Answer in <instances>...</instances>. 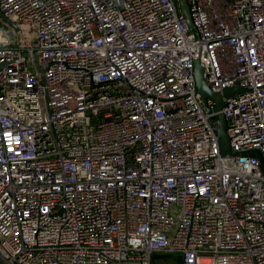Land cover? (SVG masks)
Segmentation results:
<instances>
[{
	"label": "built area",
	"instance_id": "built-area-1",
	"mask_svg": "<svg viewBox=\"0 0 264 264\" xmlns=\"http://www.w3.org/2000/svg\"><path fill=\"white\" fill-rule=\"evenodd\" d=\"M186 3L0 0V264H264V0Z\"/></svg>",
	"mask_w": 264,
	"mask_h": 264
},
{
	"label": "water",
	"instance_id": "water-1",
	"mask_svg": "<svg viewBox=\"0 0 264 264\" xmlns=\"http://www.w3.org/2000/svg\"><path fill=\"white\" fill-rule=\"evenodd\" d=\"M174 1L178 5L182 13V16L186 22L187 27L189 29H193V24L190 19L186 0H174ZM194 72H195L194 78H195V84H196V91L200 97L202 104L205 106L207 99H210L213 102L212 109H207V112L215 113L214 120L216 121L217 125L214 128V132L216 136L218 137L220 154L221 156H226V155L234 156L235 154L232 153L230 146H229L228 136L225 133L226 119L222 112L223 100L226 98L233 97L235 95H240L243 91L239 87L234 86V87L225 88L221 92H217V93L212 92L206 84V81L203 75V67L200 65L199 61L195 62ZM256 156L259 159V163H260V166L264 174L263 161L257 152H256Z\"/></svg>",
	"mask_w": 264,
	"mask_h": 264
},
{
	"label": "crops",
	"instance_id": "crops-1",
	"mask_svg": "<svg viewBox=\"0 0 264 264\" xmlns=\"http://www.w3.org/2000/svg\"><path fill=\"white\" fill-rule=\"evenodd\" d=\"M154 254H152V256H151V262H150V264H152V263H154V264H157L158 263L159 264V262L160 263H163V264H166V262H168L167 260H169V258H176L178 264H180L181 258H180L179 255L178 256L177 255L175 256V255H154ZM165 257H167V259ZM156 258H159V261L158 262L156 261ZM152 259H153V261H152Z\"/></svg>",
	"mask_w": 264,
	"mask_h": 264
},
{
	"label": "rangeland",
	"instance_id": "rangeland-1",
	"mask_svg": "<svg viewBox=\"0 0 264 264\" xmlns=\"http://www.w3.org/2000/svg\"><path fill=\"white\" fill-rule=\"evenodd\" d=\"M175 220H178V215L175 216ZM154 255H172V254H162V253H155ZM176 256V255H175ZM167 259V257H165ZM154 259V258H153ZM152 259V261H153ZM162 259V258H161ZM156 261H159V258H156ZM168 262H166V264H178L177 259L176 258H169V260H167ZM154 264V263H152ZM158 264V263H157ZM159 264H163L160 263Z\"/></svg>",
	"mask_w": 264,
	"mask_h": 264
}]
</instances>
